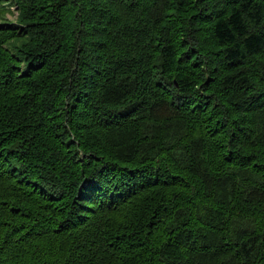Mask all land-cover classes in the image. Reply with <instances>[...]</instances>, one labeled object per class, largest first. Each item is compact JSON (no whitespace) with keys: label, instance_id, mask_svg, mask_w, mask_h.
<instances>
[{"label":"trees","instance_id":"trees-1","mask_svg":"<svg viewBox=\"0 0 264 264\" xmlns=\"http://www.w3.org/2000/svg\"><path fill=\"white\" fill-rule=\"evenodd\" d=\"M12 5L0 264H264V0Z\"/></svg>","mask_w":264,"mask_h":264},{"label":"rangeland","instance_id":"rangeland-1","mask_svg":"<svg viewBox=\"0 0 264 264\" xmlns=\"http://www.w3.org/2000/svg\"><path fill=\"white\" fill-rule=\"evenodd\" d=\"M5 5L10 6L11 4L9 2H5ZM12 10H10L11 12H3L0 15V19H4V20H8V21H16L17 20V12H16V7L14 5H12L11 7ZM12 11L14 12L12 14ZM12 14V15H11Z\"/></svg>","mask_w":264,"mask_h":264},{"label":"bare ground","instance_id":"bare-ground-1","mask_svg":"<svg viewBox=\"0 0 264 264\" xmlns=\"http://www.w3.org/2000/svg\"><path fill=\"white\" fill-rule=\"evenodd\" d=\"M50 7H52V6H50ZM55 8V7H54ZM63 10V9H62ZM68 11V10H67ZM61 12V11H60ZM52 13H54V12H52ZM57 13V12H56ZM50 14V13H49ZM72 14V13H71ZM74 17V16H73ZM77 19V18H76ZM182 28V27H181ZM180 28V29H181ZM82 35V34H81ZM33 77V76H32ZM212 101V100H211ZM126 102V101H125ZM200 103V102H199ZM249 108V107H248ZM196 109V108H195ZM214 110V109H213ZM195 111V110H194ZM199 111V110H198ZM222 111V110H221ZM207 113H209V112H207ZM200 114H202V113H200ZM219 114V113H218ZM206 115V114H205ZM216 115V114H215ZM198 116V115H197ZM203 116V115H202ZM228 119V118H227ZM223 123H224V121H223ZM18 131V130H17ZM16 131V132H17ZM22 135H23V133H22ZM19 136V135H18ZM21 137V136H20ZM20 137H18V138H20ZM103 150V149H102ZM105 150H107V149H105ZM105 156V155H104ZM105 159H106V157H105ZM122 160V159H121ZM132 160V159H131ZM149 160V159H148ZM113 161V160H112ZM145 161V160H144ZM132 162V161H131ZM113 163V162H112ZM141 163V162H140ZM108 165V164H107ZM138 165V164H137ZM136 165V166H137ZM110 166V165H109ZM134 166V165H133ZM129 167V166H128ZM116 168V167H115ZM108 176V175H107ZM21 248V247H20ZM18 251V250H17ZM24 251H25V249H24ZM24 251H23V253H24ZM27 253V252H26ZM22 254V253H21ZM28 255V254H27ZM100 255H102V252H101V254ZM95 259V258H94ZM110 260H111V258H110Z\"/></svg>","mask_w":264,"mask_h":264}]
</instances>
